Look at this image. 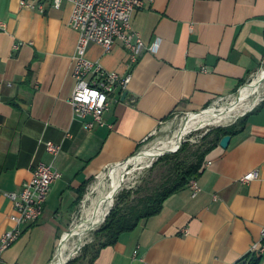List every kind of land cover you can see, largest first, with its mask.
Returning <instances> with one entry per match:
<instances>
[{
	"label": "crops",
	"instance_id": "0c3cea01",
	"mask_svg": "<svg viewBox=\"0 0 264 264\" xmlns=\"http://www.w3.org/2000/svg\"><path fill=\"white\" fill-rule=\"evenodd\" d=\"M72 11L70 2L57 9L53 0H0V235L15 212L7 194L53 161L47 142L62 145L55 166L63 173L41 219L24 227L0 264H53L93 180L132 159L173 117L234 96L264 64V0H157L133 15L147 50L105 114L111 127L89 130L70 103L79 42ZM87 57L109 72H130L121 41L111 52L91 44ZM206 162L198 196L189 186L179 191L159 214L102 248L95 264H239L263 243L264 102ZM253 171L259 179L243 182Z\"/></svg>",
	"mask_w": 264,
	"mask_h": 264
},
{
	"label": "built area",
	"instance_id": "2783aa9c",
	"mask_svg": "<svg viewBox=\"0 0 264 264\" xmlns=\"http://www.w3.org/2000/svg\"><path fill=\"white\" fill-rule=\"evenodd\" d=\"M156 1L53 0V6L57 9H60L65 2L73 4L70 26L79 32V42L74 58V76L77 85L70 103L75 118L81 120L87 129L111 127L105 119V114L111 109L116 92L124 91L129 87L133 78V70L147 50L140 34L133 30V15L138 9L147 4H154ZM22 5L32 10L45 12L43 4L22 1ZM120 41L129 51L130 72L127 75L109 72L100 63L93 62L87 57L91 44H98L106 52H111ZM19 48L20 46L17 45L16 49ZM151 50H155V47ZM262 102L264 98L259 100L257 106ZM46 148L53 157V161L49 164H39L35 168L33 178L23 185L20 192L7 194L14 204L15 212L10 216L11 227L0 235V260L5 252L22 237L25 226L41 219L52 186L63 178V173L55 166V160L62 151V145L50 141L47 142ZM210 164L211 162H205L204 169ZM259 177V172L253 171L246 174L242 181L250 183ZM189 187L193 197L201 192L196 178L191 180ZM262 238L264 241V231ZM252 253L264 254L263 243L254 244Z\"/></svg>",
	"mask_w": 264,
	"mask_h": 264
},
{
	"label": "rangeland",
	"instance_id": "374dc122",
	"mask_svg": "<svg viewBox=\"0 0 264 264\" xmlns=\"http://www.w3.org/2000/svg\"><path fill=\"white\" fill-rule=\"evenodd\" d=\"M263 71L264 64L259 73L250 82H248L244 88H247L253 84L255 80L258 79L259 75L263 73ZM240 94H242V91L237 92L230 98H225L224 100L216 102L213 106L208 108L207 111L215 109L217 112H221L223 108L235 101V99H237L238 95ZM250 97L255 99L258 96L252 94ZM258 98L259 100L264 98V83L262 92ZM188 116L190 115L182 114L173 117L169 122H167L164 128L157 132L155 136L150 138L141 147L138 153L141 154L140 157H135V159H132L125 164L113 167L99 178L93 180L82 200L79 215L71 230L75 229L76 225L83 220V205L86 199H88V205H90L92 199H97L100 194H105L112 188H115L116 191L113 197V205L110 211L117 206L126 205L125 211H127L132 206L140 205L142 200L154 195L157 191L161 190L170 179L174 178L179 165L195 163L197 161V155L209 147L214 138V135L212 134L216 130L219 128H228L237 125L243 119V117H239L226 125L206 126L198 129L192 128L193 130L191 129V131H187V121L189 120ZM185 130L187 133L180 142L182 143L183 141L181 146L180 143H178L172 150H170L174 152L165 151L162 155L154 159L140 163V159L143 157V154L146 152V150H153L155 148L162 147L166 143H170L173 139H175L176 136ZM187 143L189 144L188 150L180 156H175L174 154H176L182 148V146ZM121 166H124L123 172L120 171ZM119 179H122L120 185H118L117 182ZM102 225L88 232L84 238L82 248L73 258L70 259L68 263L74 262L75 264H91V259L94 256V252L99 248L100 243L103 241L102 237L98 238L96 234ZM69 237L70 234H67L64 242Z\"/></svg>",
	"mask_w": 264,
	"mask_h": 264
},
{
	"label": "trees",
	"instance_id": "16d2710c",
	"mask_svg": "<svg viewBox=\"0 0 264 264\" xmlns=\"http://www.w3.org/2000/svg\"><path fill=\"white\" fill-rule=\"evenodd\" d=\"M255 110L256 108L253 110V112ZM249 115L250 113L244 116L237 125L228 128H219L216 130L212 134L214 135V138L209 147L197 155V161L195 163L179 165L174 178L170 179L165 184V186L161 190L157 191L154 195L142 200L140 205L132 206L127 211H125L126 205L117 206L116 208L112 209L106 222L96 232L98 238L102 237L103 241L100 243L99 248L94 252V256L91 259V264L96 263V259L102 248L114 245L119 241L121 235L134 231L143 221L159 214L162 211L165 202L170 197L187 188L191 180L198 178L204 169L207 156L221 143L225 136H232L240 133L244 129ZM188 148L189 144H184L182 148L174 155L180 156L186 152ZM263 257L264 255L260 253H250L249 255L245 256L239 264H261ZM68 264L75 263L70 262Z\"/></svg>",
	"mask_w": 264,
	"mask_h": 264
},
{
	"label": "bare ground",
	"instance_id": "6f19581e",
	"mask_svg": "<svg viewBox=\"0 0 264 264\" xmlns=\"http://www.w3.org/2000/svg\"><path fill=\"white\" fill-rule=\"evenodd\" d=\"M264 83V71L261 73L257 80L247 88L242 89V94L238 95L237 99L230 105L223 108L221 112H217L215 109L206 111L204 114H191L188 116L187 131H191L192 128H203L206 126H221L233 122L235 119L243 116L246 112L251 110L258 102L259 95L262 92ZM254 94L256 97H250ZM183 124V123H182ZM193 130V129H192ZM186 130L175 137L170 143L164 144L162 147L155 148L153 150H146L143 157L140 159V163L146 162L150 159H154L162 155L165 151L172 150L186 134ZM124 166L120 167V171L123 172ZM118 185L122 182V179L117 180ZM115 188H112L105 194H100L97 199H92L91 204L88 205V199L84 201V217L83 220L76 225L70 237L62 243L59 249L56 261L53 264H66L73 258L77 252L82 248L84 238L90 230H93L103 224L105 218L108 216L109 211L113 205V197L115 194Z\"/></svg>",
	"mask_w": 264,
	"mask_h": 264
},
{
	"label": "water",
	"instance_id": "95a60500",
	"mask_svg": "<svg viewBox=\"0 0 264 264\" xmlns=\"http://www.w3.org/2000/svg\"><path fill=\"white\" fill-rule=\"evenodd\" d=\"M127 95V93H125V95L124 96H126ZM255 108H257V104L251 109V110H249L248 112H246L243 116H241V117H244V116H246L247 114H249V113H251ZM205 112H200V113H198V114H204ZM189 115V114H188ZM231 140H232V136L231 135H228V136H225L223 139H222V141H221V143H220V145H221V147H223V148H228L229 147V145H230V143H231ZM182 143H183V141H182ZM182 143H180V146H181V144ZM180 148V147H179ZM167 152H174V151H167ZM166 152V153H167ZM141 156V154H138V156L136 155V156H134L132 159H135V157L136 158H138V157H140ZM132 159H130L129 161H131ZM129 161H127V162H129ZM127 162H125V163H127ZM125 163H123V164H125ZM120 165H122V164H120ZM119 165V166H120ZM112 211V210H111ZM111 211L109 212V214H108V216L110 215V213H111ZM108 216L105 218V220H104V222H103V224L106 222V220H107V218H108ZM73 230L74 229H72V230H70L67 234H71L72 232H73ZM91 231V230H90ZM66 237V236H65ZM65 237L63 238V240H62V242H61V244H60V248H61V246H62V243L64 242V240H65ZM59 248V249H60ZM69 262V261H68ZM67 262V263H68ZM66 263V264H67Z\"/></svg>",
	"mask_w": 264,
	"mask_h": 264
}]
</instances>
